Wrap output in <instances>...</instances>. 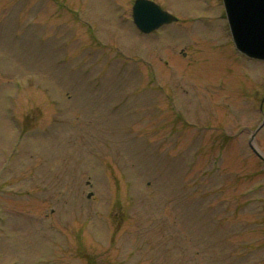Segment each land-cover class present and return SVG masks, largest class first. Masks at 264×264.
I'll return each instance as SVG.
<instances>
[{"label":"rangeland","instance_id":"rangeland-1","mask_svg":"<svg viewBox=\"0 0 264 264\" xmlns=\"http://www.w3.org/2000/svg\"><path fill=\"white\" fill-rule=\"evenodd\" d=\"M155 1L0 0V264H264V62Z\"/></svg>","mask_w":264,"mask_h":264},{"label":"water","instance_id":"water-1","mask_svg":"<svg viewBox=\"0 0 264 264\" xmlns=\"http://www.w3.org/2000/svg\"><path fill=\"white\" fill-rule=\"evenodd\" d=\"M226 12L236 44L251 57L264 59V0H224ZM157 6L149 1L137 0L133 7L135 23L149 31L166 20ZM174 20L168 15L167 21Z\"/></svg>","mask_w":264,"mask_h":264}]
</instances>
